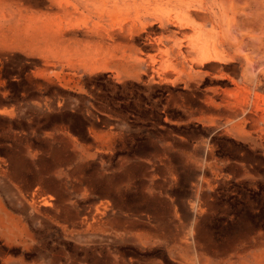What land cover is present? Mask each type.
<instances>
[{
    "label": "rangeland",
    "instance_id": "obj_1",
    "mask_svg": "<svg viewBox=\"0 0 264 264\" xmlns=\"http://www.w3.org/2000/svg\"><path fill=\"white\" fill-rule=\"evenodd\" d=\"M262 263L264 0H0V264Z\"/></svg>",
    "mask_w": 264,
    "mask_h": 264
},
{
    "label": "bare ground",
    "instance_id": "obj_2",
    "mask_svg": "<svg viewBox=\"0 0 264 264\" xmlns=\"http://www.w3.org/2000/svg\"><path fill=\"white\" fill-rule=\"evenodd\" d=\"M195 11V10H194ZM253 18V17H252ZM249 21V20H248ZM258 21V20H257ZM257 24V23H256ZM193 54H194V52H193ZM49 196H45V197H43L42 198V203L44 204V205H47V204H49Z\"/></svg>",
    "mask_w": 264,
    "mask_h": 264
},
{
    "label": "crops",
    "instance_id": "obj_3",
    "mask_svg": "<svg viewBox=\"0 0 264 264\" xmlns=\"http://www.w3.org/2000/svg\"><path fill=\"white\" fill-rule=\"evenodd\" d=\"M262 264H264V263H262Z\"/></svg>",
    "mask_w": 264,
    "mask_h": 264
}]
</instances>
